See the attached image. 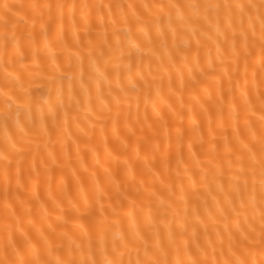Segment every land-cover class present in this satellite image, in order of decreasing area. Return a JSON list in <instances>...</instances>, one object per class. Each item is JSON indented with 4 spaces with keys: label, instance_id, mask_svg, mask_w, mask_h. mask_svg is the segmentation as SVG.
Here are the masks:
<instances>
[{
    "label": "snow or ice",
    "instance_id": "obj_1",
    "mask_svg": "<svg viewBox=\"0 0 264 264\" xmlns=\"http://www.w3.org/2000/svg\"><path fill=\"white\" fill-rule=\"evenodd\" d=\"M0 187V264H264V0H0Z\"/></svg>",
    "mask_w": 264,
    "mask_h": 264
},
{
    "label": "bare ground",
    "instance_id": "obj_2",
    "mask_svg": "<svg viewBox=\"0 0 264 264\" xmlns=\"http://www.w3.org/2000/svg\"><path fill=\"white\" fill-rule=\"evenodd\" d=\"M141 113L143 114V106L141 108ZM112 140V137H111V134H109V141L111 142ZM102 151V150H101ZM0 190H2V187H0Z\"/></svg>",
    "mask_w": 264,
    "mask_h": 264
}]
</instances>
